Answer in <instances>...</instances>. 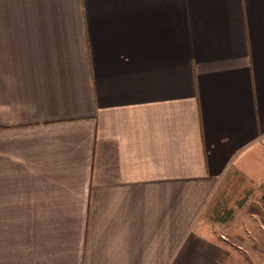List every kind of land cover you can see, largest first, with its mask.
Segmentation results:
<instances>
[{"label":"crops","instance_id":"obj_1","mask_svg":"<svg viewBox=\"0 0 264 264\" xmlns=\"http://www.w3.org/2000/svg\"><path fill=\"white\" fill-rule=\"evenodd\" d=\"M233 175L264 182V0H0V264H235Z\"/></svg>","mask_w":264,"mask_h":264},{"label":"rangeland","instance_id":"obj_2","mask_svg":"<svg viewBox=\"0 0 264 264\" xmlns=\"http://www.w3.org/2000/svg\"><path fill=\"white\" fill-rule=\"evenodd\" d=\"M223 185L203 226L231 244L235 264H264V182L233 175Z\"/></svg>","mask_w":264,"mask_h":264}]
</instances>
